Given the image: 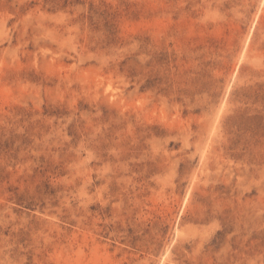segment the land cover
I'll return each instance as SVG.
<instances>
[{
    "label": "rangeland",
    "instance_id": "obj_1",
    "mask_svg": "<svg viewBox=\"0 0 264 264\" xmlns=\"http://www.w3.org/2000/svg\"><path fill=\"white\" fill-rule=\"evenodd\" d=\"M0 264H264V0H0Z\"/></svg>",
    "mask_w": 264,
    "mask_h": 264
}]
</instances>
